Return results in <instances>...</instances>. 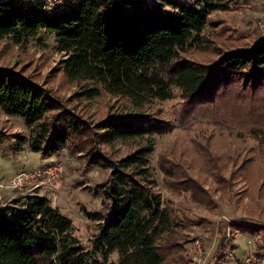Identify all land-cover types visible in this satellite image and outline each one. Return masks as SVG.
<instances>
[{
	"label": "trees",
	"instance_id": "trees-1",
	"mask_svg": "<svg viewBox=\"0 0 264 264\" xmlns=\"http://www.w3.org/2000/svg\"><path fill=\"white\" fill-rule=\"evenodd\" d=\"M240 5L241 0H72L50 12L46 0H0V38L53 34L64 74L79 85L76 95L92 98L105 89L135 108L91 121L24 72L0 65V108L21 116L29 129L26 136L0 129V143L18 137L42 157L68 145L84 169H108L96 185L101 207L87 212L95 221L88 244L45 195L33 191L0 205V264H192L186 243L193 220L181 219L156 188L150 165L154 135L209 121L264 142V37L219 44L205 30L212 13ZM196 51L213 56L197 58ZM156 98L177 99L173 120L146 107ZM137 139L119 158L101 146ZM171 154L162 151L157 162L167 185L188 189L196 202L208 204L209 192ZM231 227L255 236L264 259V223L234 221ZM222 244L216 264L226 255Z\"/></svg>",
	"mask_w": 264,
	"mask_h": 264
},
{
	"label": "rangeland",
	"instance_id": "rangeland-1",
	"mask_svg": "<svg viewBox=\"0 0 264 264\" xmlns=\"http://www.w3.org/2000/svg\"><path fill=\"white\" fill-rule=\"evenodd\" d=\"M71 1L65 0V3ZM146 1L153 3L156 0ZM241 2L238 8L211 14V23L205 29L210 38L219 44H227L236 40L235 37L250 40L264 37V0ZM195 53L202 59L213 56L209 51ZM62 58L55 36L45 31L20 41L12 36L0 38V65L24 72L91 121L104 118L110 111L135 109L124 97L112 95L105 89L92 98L76 95L79 85L64 74ZM176 100L156 98L146 107L159 110V117L173 120L172 108ZM0 129L13 136H26L29 130L21 116L8 114L1 108ZM138 140L101 146L111 157L119 158ZM154 140L150 165L157 180L156 188L166 201H172L181 219L193 220L188 229H184L189 235L186 248L192 264H216L221 242L226 255L219 264H238L247 256L252 257L254 264H264V259L257 254L255 236L242 230L233 231L231 227L234 221L264 223V142L237 128L209 121H203L195 128L193 123L176 126L169 132L155 134ZM162 151H171V157L182 161L185 170L199 180L211 197L208 204L196 202L188 189L174 190L167 185L164 174L157 167ZM53 162L63 165L59 177L48 181L45 176H35L21 187H0V205L33 191L45 195L53 206L72 219L76 234L88 244L95 232V221L88 217L87 212L101 207L96 185L108 176L107 168L95 165L84 169L83 160L71 152L68 145L58 153L42 157L30 149L28 142L14 137L0 143V182H8L21 169L32 170ZM197 217L203 218L200 224L196 223Z\"/></svg>",
	"mask_w": 264,
	"mask_h": 264
},
{
	"label": "built area",
	"instance_id": "built-area-1",
	"mask_svg": "<svg viewBox=\"0 0 264 264\" xmlns=\"http://www.w3.org/2000/svg\"><path fill=\"white\" fill-rule=\"evenodd\" d=\"M65 4V0H57L50 2L46 0V9L50 12L62 8ZM63 172V165L60 162H53L44 166L36 167L32 170L21 169L16 172L8 182H0V187H21L28 181H32L35 176H45L48 181H53ZM36 184V183H35ZM35 184L32 187H35ZM238 264H254L252 257L247 256L239 261Z\"/></svg>",
	"mask_w": 264,
	"mask_h": 264
}]
</instances>
